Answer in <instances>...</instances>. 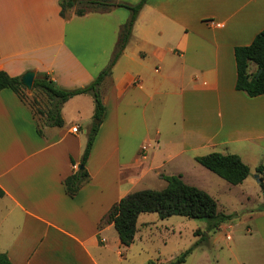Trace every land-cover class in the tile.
I'll return each mask as SVG.
<instances>
[{
  "label": "crops",
  "instance_id": "crops-1",
  "mask_svg": "<svg viewBox=\"0 0 264 264\" xmlns=\"http://www.w3.org/2000/svg\"><path fill=\"white\" fill-rule=\"evenodd\" d=\"M60 1L0 0V71L45 74L73 90L108 65L129 12L76 16L73 7L61 17ZM263 29L264 0H147L99 87L105 113L94 122L99 126L84 166L89 180L73 197L63 181L80 166L92 97L70 98L61 107L63 125L47 127L11 90H0V253L12 264H149L148 257L135 261L140 247L136 257L131 253L137 235L123 247L113 225L102 223L148 179L207 175L194 158L219 153L236 155L249 168L226 191L259 186L264 95L235 89L234 49L250 45ZM254 215L246 232L260 259L252 261V252L241 264H264V212Z\"/></svg>",
  "mask_w": 264,
  "mask_h": 264
},
{
  "label": "trees",
  "instance_id": "trees-1",
  "mask_svg": "<svg viewBox=\"0 0 264 264\" xmlns=\"http://www.w3.org/2000/svg\"><path fill=\"white\" fill-rule=\"evenodd\" d=\"M146 1L140 0L137 4L127 5L113 0H76V2L61 0L59 2L61 17H65L66 11L73 7H75L76 16H83L89 12H105L113 8H123L129 12V19L120 28L115 51L108 65L89 85L73 90L60 89L49 76L36 74L32 90H39L46 95L49 102V107L46 110L35 109L34 102L28 101L26 90L21 84V77H10L0 71V90H11L21 101L30 106L34 115L42 119L43 125L47 127H61L63 125L60 115L62 105L74 96L87 94L92 97L94 103L93 120L101 122L105 108L100 97L99 87L103 80L110 76L113 66L129 42L133 24ZM234 59L236 66L235 89L244 92L249 97L264 95V29L255 36L250 45L235 48ZM251 64L256 66L255 72L252 73L249 70ZM258 71L261 72L257 76ZM98 126L92 123L87 131L86 143L80 160L81 168L63 181L64 190L70 197H73L79 188L89 180L84 166ZM37 134L41 135V130L38 128ZM194 161L231 186L240 185L249 176V168L236 155L211 153L195 157ZM256 173L259 174V186L264 189V167L258 166ZM160 177L166 183L162 190H142L128 194L113 205L103 218V224L113 225L123 247H129L134 242L137 233V218L141 214H157L160 219L177 216L208 220L210 221L209 230L217 229L225 220L231 219V216L218 215L216 202L204 191L185 184L181 176L162 175ZM0 195H2L1 191ZM258 211L264 212V200ZM195 234L201 233L196 231ZM200 242L201 239L170 264H184L186 258L200 245ZM0 264H12L5 253H0Z\"/></svg>",
  "mask_w": 264,
  "mask_h": 264
},
{
  "label": "rangeland",
  "instance_id": "rangeland-1",
  "mask_svg": "<svg viewBox=\"0 0 264 264\" xmlns=\"http://www.w3.org/2000/svg\"><path fill=\"white\" fill-rule=\"evenodd\" d=\"M31 92L32 90L26 91L28 101L34 102L35 109L46 110V95L39 90H35L33 94ZM69 107L65 108V112ZM39 121L41 123L43 120L39 118ZM95 121L92 120L91 124ZM207 175H187L182 181L207 193L216 202L217 214L231 216V219L225 220L217 229L209 230L208 220L177 216L160 219L157 214H142L146 220L140 218L137 222V241L131 253L136 257L137 247L143 252L135 261L148 257L153 259L151 264H170L200 239L198 247H201L194 249L184 264H241L250 260L247 256L252 252L256 254L253 255L252 261H259L258 245L246 231L251 226L250 218L256 216L254 214L263 204L264 189L251 182V186H246L244 193L237 188L226 191L224 186L227 184L224 180L212 173ZM193 178L194 181H191ZM165 186L161 180L151 177L143 187L140 186L136 190L160 191ZM143 222L151 224L143 225ZM196 231L201 234L196 235Z\"/></svg>",
  "mask_w": 264,
  "mask_h": 264
},
{
  "label": "water",
  "instance_id": "water-1",
  "mask_svg": "<svg viewBox=\"0 0 264 264\" xmlns=\"http://www.w3.org/2000/svg\"><path fill=\"white\" fill-rule=\"evenodd\" d=\"M76 0H74L75 2ZM261 71H258L257 76L260 74ZM35 78V74L33 72H26L24 75L21 77V84L25 88L26 91H31L32 90V85L33 81ZM97 124L99 121H95ZM81 166H79L77 169H80Z\"/></svg>",
  "mask_w": 264,
  "mask_h": 264
},
{
  "label": "built area",
  "instance_id": "built-area-1",
  "mask_svg": "<svg viewBox=\"0 0 264 264\" xmlns=\"http://www.w3.org/2000/svg\"><path fill=\"white\" fill-rule=\"evenodd\" d=\"M76 131H77V130H76V128H72V132H74V133H75Z\"/></svg>",
  "mask_w": 264,
  "mask_h": 264
}]
</instances>
